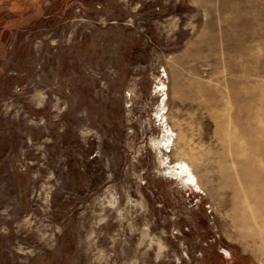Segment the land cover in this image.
<instances>
[{
  "label": "rangeland",
  "instance_id": "1",
  "mask_svg": "<svg viewBox=\"0 0 264 264\" xmlns=\"http://www.w3.org/2000/svg\"><path fill=\"white\" fill-rule=\"evenodd\" d=\"M0 264H264V0H0Z\"/></svg>",
  "mask_w": 264,
  "mask_h": 264
}]
</instances>
